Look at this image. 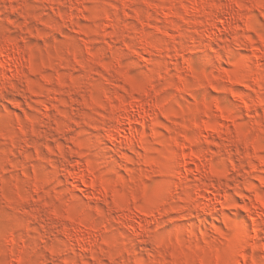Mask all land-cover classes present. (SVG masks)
Returning <instances> with one entry per match:
<instances>
[{"label": "clouds", "instance_id": "9594fccd", "mask_svg": "<svg viewBox=\"0 0 264 264\" xmlns=\"http://www.w3.org/2000/svg\"><path fill=\"white\" fill-rule=\"evenodd\" d=\"M0 264H264V0H0Z\"/></svg>", "mask_w": 264, "mask_h": 264}]
</instances>
